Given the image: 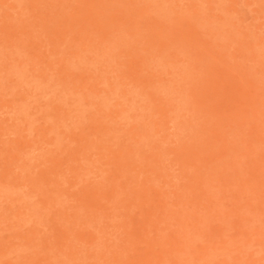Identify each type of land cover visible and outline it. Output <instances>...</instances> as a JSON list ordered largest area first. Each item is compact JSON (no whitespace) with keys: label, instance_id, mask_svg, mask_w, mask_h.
Here are the masks:
<instances>
[{"label":"rangeland","instance_id":"1","mask_svg":"<svg viewBox=\"0 0 264 264\" xmlns=\"http://www.w3.org/2000/svg\"><path fill=\"white\" fill-rule=\"evenodd\" d=\"M0 264H264V0H0Z\"/></svg>","mask_w":264,"mask_h":264}]
</instances>
